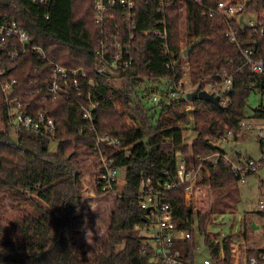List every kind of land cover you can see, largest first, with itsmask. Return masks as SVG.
<instances>
[{
	"label": "trees",
	"instance_id": "1",
	"mask_svg": "<svg viewBox=\"0 0 264 264\" xmlns=\"http://www.w3.org/2000/svg\"><path fill=\"white\" fill-rule=\"evenodd\" d=\"M93 3L94 0H53L49 8H44L32 5L29 0H0V20L7 17L17 21L29 33L31 44L42 48L47 58L43 62L28 50L7 64L9 74L18 81L16 93L24 102L35 103L32 111L47 110L57 125L55 141L30 131L14 132L6 121L0 99L3 115L0 117V263L158 264L152 244L133 233L137 227L149 228L156 222L140 206L144 179L154 185L158 181L174 185L161 199L171 204L180 228L190 231L191 237L176 242L174 247L184 261L195 264V216L199 231L205 233L214 211L195 212L192 202L186 200L178 166L184 160L187 169L199 168L198 184L210 186L212 191L240 180V175L224 158L220 137L229 129L240 132V123L246 119L247 101L255 89L264 97V72L255 73L242 67L241 51L227 36V24L205 16L192 3L187 6L185 46L180 3L173 0L167 6L170 51L164 53L159 37L144 34L146 29L156 27L160 18L157 3L148 0L138 5L137 48L132 68L116 77L99 76L95 73L98 34L93 22ZM246 12L264 22V0H252ZM236 28L241 47L264 57V33H254L238 23ZM195 40L199 43L185 56V49ZM185 59L190 65L189 82L193 85L207 77L219 79L215 76L219 73L232 75L234 90L226 96L229 105L217 106L199 98L188 101L182 95L152 107L142 102L140 88L146 83L166 80L162 93L171 91L174 80L184 75ZM49 63L83 69L88 79L95 80L91 92L100 101L96 131L121 140L120 146L107 148V153L115 158L119 169L125 168V184L115 198L108 235L93 258L78 255L77 252L87 251L75 249L73 242L79 220L76 212L83 200L80 168L85 159L95 160V133L81 131L85 121L76 101L58 98L42 103L44 93L26 94L32 88L33 77L39 74L44 78L51 73ZM152 88V92L159 90ZM145 96L148 98L149 94ZM76 97L80 98V94ZM159 106L166 117H156ZM260 118H264V105L257 107L251 117ZM189 127L196 132L191 143L186 140ZM53 142L57 143L56 151L50 150ZM260 143L264 153V140L260 139ZM215 153L219 154L217 163L207 159ZM106 192L97 185V193ZM7 197L11 202L10 213ZM259 215L264 218V210H259ZM205 242L212 258H216L220 244L208 235ZM120 245H124L121 250ZM230 245L229 237L224 241L226 263L231 259ZM254 253L252 249L249 251L250 255Z\"/></svg>",
	"mask_w": 264,
	"mask_h": 264
},
{
	"label": "built area",
	"instance_id": "2",
	"mask_svg": "<svg viewBox=\"0 0 264 264\" xmlns=\"http://www.w3.org/2000/svg\"><path fill=\"white\" fill-rule=\"evenodd\" d=\"M34 6L49 8L53 0H29ZM148 0H94L93 22L98 34V44L95 49L97 65L95 73L99 76H119L132 68L137 48V27H138V5ZM157 3V10L160 18L156 27L146 29L145 35L152 34L162 40L164 53H169L168 44V22L166 17L167 6L173 0H153ZM180 3L181 18L186 21L188 4L192 3L202 9V13L210 18L224 22L228 26L227 36L230 41L239 47L243 60L242 67H247L255 73L264 72V57L256 55L250 48H242L238 40L236 24L242 28H251L254 33H264V22L257 16L247 13L246 10L252 0H220L212 3L210 0H175ZM246 14L252 19L246 21ZM33 51L43 62L47 58L42 48L31 44L29 33L15 20L7 17L0 20V99L5 107V118L14 132L30 131L52 141L57 132L55 119L47 110H35L34 102H24L16 93L17 79L9 74L8 63L20 58L26 51ZM51 73L42 78L39 74L30 80L31 90L27 91L28 96H38L44 93L42 103L47 100L55 101L58 98L74 100L80 105L82 118L85 125L82 132H94V152L96 182L103 191H115L114 184L118 180L119 168L115 165V158L107 153V148L121 145L119 137L112 134H99L96 131V112L100 101L92 94L91 88L96 84L94 79H88L83 69H69L58 64L49 63ZM189 62L183 61L184 75L179 80H174L172 89L168 93L150 91L149 100L157 103L168 100L172 96H184L200 88L214 95H221L220 103L223 106L229 105L227 95L233 92L234 86L232 75L224 72L216 74L219 79L207 77L199 83L185 88L186 71L189 72ZM37 70V67H35ZM38 71V70H37ZM151 90V89H150ZM224 93V95H222ZM80 94V98L76 95ZM2 109L0 106V117ZM3 116V115H2ZM255 130L258 137L264 140V118L243 119L240 123V131ZM231 129L220 137V141L226 140L227 135H236ZM219 154L215 153L207 157L214 163L218 162ZM226 162L230 163L234 172L240 175V180L245 181V176L255 172L260 162L252 159L244 163L235 164L227 155H224ZM178 176L185 184L186 196L201 191L198 181L200 169H187L184 160L178 166ZM174 187L172 183L158 181L155 185L150 180L141 181L140 206L143 209L151 208L150 212L155 218L156 232L152 237V246L158 255V264H188L181 258L179 250L174 244L178 241L191 237L187 229L180 228V221L176 220L173 208L170 203L163 202L161 196ZM260 210H264V198L259 204ZM262 219V232L264 239V218ZM222 238L216 241L220 244V253L213 258L216 264H264V246H251L248 243V235L245 232L236 231L223 233ZM230 237L231 259L229 263L224 261V241ZM255 251L250 255V250ZM146 249H143V253ZM204 264H212L211 260L205 259Z\"/></svg>",
	"mask_w": 264,
	"mask_h": 264
},
{
	"label": "rangeland",
	"instance_id": "3",
	"mask_svg": "<svg viewBox=\"0 0 264 264\" xmlns=\"http://www.w3.org/2000/svg\"><path fill=\"white\" fill-rule=\"evenodd\" d=\"M252 19L250 14H246V21ZM181 36L182 43L185 46L186 41V21L181 18ZM187 60V59H185ZM185 88H191L189 82V72L186 71ZM166 80L154 82L140 88V97L147 107H152L151 103L145 96L152 87H159L157 92L164 90ZM150 86V87H149ZM153 89V88H152ZM189 107L191 104H188ZM264 105V97L255 89L247 101L245 108V116L251 119L257 107ZM156 117H166V113L161 107L156 108ZM189 127L187 131V142L191 143L196 136V132ZM220 147L225 151L227 157L235 164L245 162L252 159L260 162L264 158L258 133L255 130H242L236 135L226 137V140L220 141ZM57 143L51 144L50 150L56 151ZM81 180L83 185V200L81 208L77 210L78 216L77 232L73 246L77 250L87 251L85 254L77 252L80 256L95 257L100 252V247L104 238L108 235L110 216L116 196L120 193L125 184V168L118 170L117 189L104 194L97 193L96 168L95 160L87 158L81 165ZM199 185V184H198ZM203 187L201 191L186 196L187 202H192L195 212L213 210L211 218L206 227V232H200L198 227L197 215L193 229L195 232L196 249L194 252L195 264H204L205 259L211 260L212 264H216L212 258L210 250L205 242L206 236H210L213 240L219 241L223 233H233L243 231L248 235V243L251 246H264L262 219L259 215V204L264 198V162L260 163L256 172L247 174L245 181L238 180L230 186L212 191L210 186L199 185ZM10 199L7 197L6 206L11 211ZM31 210V207H27ZM196 214V213H195ZM12 220V219H11ZM13 221V220H12ZM259 226L253 227V224ZM156 226L137 227L133 233L145 238V241L152 243V237L156 232ZM124 245L118 247L123 249Z\"/></svg>",
	"mask_w": 264,
	"mask_h": 264
},
{
	"label": "water",
	"instance_id": "4",
	"mask_svg": "<svg viewBox=\"0 0 264 264\" xmlns=\"http://www.w3.org/2000/svg\"><path fill=\"white\" fill-rule=\"evenodd\" d=\"M199 43V40H195L193 43H191L190 45L187 46V48L184 51V55L187 56L189 54V52ZM224 95V93L222 94ZM201 99V100H205V101H209L217 106H222L220 103V99H221V95H214L212 93L207 92L206 90H200V88H196L195 90L189 92L186 95V99L188 101H193L195 99ZM151 208L148 209V211H150ZM253 227L258 228L259 226L255 225V223L253 224ZM1 264V263H0Z\"/></svg>",
	"mask_w": 264,
	"mask_h": 264
}]
</instances>
